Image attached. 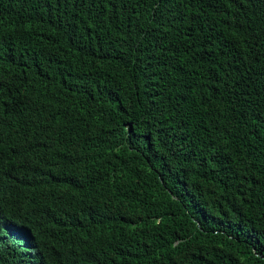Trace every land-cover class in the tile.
<instances>
[{"label": "trees", "instance_id": "1", "mask_svg": "<svg viewBox=\"0 0 264 264\" xmlns=\"http://www.w3.org/2000/svg\"><path fill=\"white\" fill-rule=\"evenodd\" d=\"M0 264H264V0H0Z\"/></svg>", "mask_w": 264, "mask_h": 264}]
</instances>
